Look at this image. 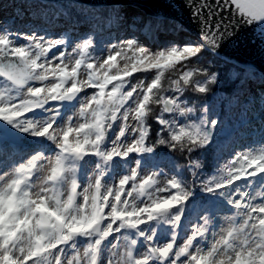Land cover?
Here are the masks:
<instances>
[{"label":"snow or ice","instance_id":"snow-or-ice-1","mask_svg":"<svg viewBox=\"0 0 264 264\" xmlns=\"http://www.w3.org/2000/svg\"><path fill=\"white\" fill-rule=\"evenodd\" d=\"M216 3L234 6L249 24L264 21V0ZM190 6L202 24L203 46L215 50L222 38L221 24L212 19L218 13L207 0H193ZM205 8L207 16L203 14ZM227 34L225 29L223 35ZM25 39L30 41L27 47H16L8 35H0V76L10 82L0 89V121L48 139L58 151L49 157L35 154L0 173V264H100L103 242L122 231H135L148 245L147 250L137 255V240L123 235L112 245L107 264H264V203L253 202L257 197L264 200V192L250 195L234 187L237 181L264 174V152L237 156L225 175L213 176L203 185L209 193L224 195L236 209V217L242 218L239 225L234 223L236 217L228 218L233 225L222 229L223 234L208 251L196 246L209 232L208 216H203L202 223L181 245L176 244L174 231L171 242L155 246V233H145L141 227L155 221L178 228L191 191L175 177L161 183L156 173L141 176L138 169H132L116 185L103 183L106 166L114 158L153 152L147 124L153 104L162 106L156 121L167 133V139L163 133L157 134L159 145L192 152L210 142L208 128L215 122L208 125L201 120L177 127L163 119L164 114L185 116L194 110L181 104L179 96L161 94L164 70L191 64L203 46L173 47L153 54L130 40L113 45L106 58L93 62L87 58L92 41L85 40L77 46L79 59L61 54L56 57L60 63L55 64L47 54L63 40L45 44L43 38ZM152 70L156 74L149 83L132 82L135 73ZM194 75L195 71L182 72L174 82V91L182 93L183 85L205 93L216 82L215 75L194 82ZM86 89L97 91L80 102L79 122L70 119L64 127H55V116L39 122L28 119L35 110L53 102L73 101ZM117 121L119 131L106 149L108 134ZM129 135L133 139L125 142ZM86 156L98 157L101 163L82 186L77 179L78 163ZM78 237L87 241L82 248L76 246Z\"/></svg>","mask_w":264,"mask_h":264},{"label":"rangeland","instance_id":"rangeland-1","mask_svg":"<svg viewBox=\"0 0 264 264\" xmlns=\"http://www.w3.org/2000/svg\"><path fill=\"white\" fill-rule=\"evenodd\" d=\"M31 4L32 7H34V4L39 3L29 0H0V8H2L1 10L4 12L3 14H5L2 15L0 19V35H8L12 41V44L16 47H27L29 45L30 41L25 39V37H35L38 40L43 38L42 42L45 44H47V42L50 40H63L64 43L62 45L51 49L47 54L48 58L55 64L60 63L56 57L61 54H67L68 57L79 59L80 57L77 51V46L82 44L85 40L92 41L93 46L91 49H89L87 58L91 59L93 62L106 58L113 45H122L130 40L136 41L140 47L145 48L153 54L161 51H167L173 47L182 49L185 46H201L199 43H197V38H195L192 34L185 30L184 32L181 27L176 26L178 24H173L176 23L175 21L169 19L166 21H161L158 18L155 20L154 17L146 16L144 11L135 5H129L123 10L116 12L114 16L115 19H113L111 27L107 30L102 31L97 29L103 32V34H107L111 32L112 29L116 27V25L123 23L121 28L125 35L123 37H117L113 39V34L102 37V35L96 34V31L87 29L88 31L85 34L78 31L77 28L81 29L83 27V23L88 24V13L91 12L90 10L84 11L82 8H79L80 6L78 7L77 5L69 3L70 6L67 8L66 12L64 10L60 11L62 14H64L65 20L61 18L60 20L59 18H53V16H51L52 12L50 9L46 8L43 10H34L32 9ZM49 6L56 8L55 5ZM60 8L61 7L57 6V11ZM123 13H127V15L124 16V21H122ZM93 14L96 13L93 12ZM96 16L98 15L96 14ZM50 23L54 28H56L58 25L65 24V29L62 30L59 28V32L55 33L49 30L50 27L48 24ZM128 24L129 27L133 29H140L142 25H145L147 34L154 31L155 28L157 35L155 44L152 46L149 44L151 39L149 42L146 41V39H144V42L139 41V39L136 38L137 35L134 33L135 30L128 28ZM68 27L75 28L72 29L74 33L67 32L66 28ZM18 38L23 40L19 41ZM206 55L210 56L208 54ZM71 62L74 61H70V63ZM120 63L122 66L123 61ZM229 66L234 67L233 65ZM182 67V65H177V75H181L182 72H184ZM236 71L237 70H233V72L228 76L229 82L225 83L221 88L229 89L231 92L233 89L232 87H234L236 83L233 80L237 76ZM81 73L82 75L84 74L83 68L81 69ZM155 74V70L147 73H135L132 77L133 79H131L135 80L134 83H149L152 79H154ZM246 81L249 83H253L254 81L255 84H259L258 82L256 83L257 80L255 79ZM50 82L51 79L45 83ZM9 83V81L0 76V89L7 87L6 84ZM249 83L246 82L244 85L249 86ZM32 84L36 87L42 86L39 82H32ZM227 84H229V86H227ZM242 86L243 82L240 84V86L235 88L236 92L232 94L231 97L233 98L237 92L241 93V95L237 93L239 98H233L236 102H232L231 105L227 103L226 99H228V97L226 96H223L225 98L220 97L216 99V104L224 105L225 108L230 107L229 113L225 114L224 116L225 121H223L221 124V113L215 112V110L212 109V103L204 104L203 106L199 105L197 109H193L194 111L192 113L186 114L185 116H180L175 113L163 116V119L174 122L177 127L186 126L187 124H199L201 120H205L208 125H212L213 122H215L214 127L208 128L211 136L210 142L213 140V142L216 144V146H214L216 151H214V154L209 156L210 162L212 164L214 163L213 165H215L213 174L204 176L203 179L197 178L196 180V175L202 171L200 167L201 163L199 161L201 160V154L195 159L194 157L191 158L188 154H186V161L185 165L183 166L184 168L176 169L168 161H174V159L170 155H165L162 150H158L155 147L152 139L154 135L159 139L160 136L157 134L163 133V137L167 139V133L164 132L162 126L156 121V117L160 115L161 110V105L156 104L152 105L153 111L151 114L153 120H151V128L149 127L150 134L148 139L149 145L154 148V154L133 153L130 154L127 159H121L120 157L114 158V160L106 166L107 175L104 177L103 183L107 186L118 184L122 177L130 174V170L138 169L141 176L156 173L157 178L161 183L172 177H175L177 180L181 181L182 184H185V186L191 191L190 198L186 201L184 206L182 219L178 228L173 229L170 224L164 222L157 223L155 221L151 224L141 226L145 233H155L153 238V243L155 246H162L171 242L174 231L177 235L176 244L181 245L191 235L192 229L202 223L203 216H208L210 220L209 232L196 244L197 247L203 249L204 251H208L211 244H213L215 240L219 239L220 235L223 234L222 229L226 230L233 225V221L228 218L236 217V209L231 204H229L228 199L219 193L213 194L207 191L198 193L196 191L195 185L197 184V181L199 185H204L205 182L211 179L213 176L219 178L221 175H225L227 172V166H229L232 160L236 159L237 156L247 154L257 155L261 152H264V144H261L259 147H257L256 144L259 143V140L251 137L249 129L243 127L245 120L252 119L251 114L253 113V108L257 106L260 107L264 98L262 99V97H258L259 94L256 93V91L253 89V86L249 88L250 90H248L247 94L243 95ZM218 88L220 87H216V89ZM85 91L86 92L79 94L73 101L53 102V104L46 106L44 109L35 110V113L33 114L35 117L34 122L47 121L51 116L56 117V127H64L70 119L73 121V123L79 122L80 117L78 116V110L81 106L80 102L91 94H94L97 90L86 89ZM165 95L170 97L179 96L180 103L186 107H189L185 99L187 95L185 90H183L182 93H176L174 89H172ZM229 99L231 100V98ZM259 101H261V104ZM53 108L57 111H51ZM129 123H134V121H129ZM230 124L235 127L234 132L231 131L230 128H232V126ZM119 125V121L113 125V131L108 134L106 143L115 139V135L119 131ZM254 126L256 129L258 126L260 128L258 123H256ZM6 132L11 133L18 142H16L17 144L14 143L16 145V149H10L9 143L3 145L6 150L0 148V155H2L1 157L6 160V163L0 164V173L10 171L13 166H18L26 162L29 158H31V156L35 154H43L45 157H49L55 156L58 151L56 145L48 139L42 138V141L47 144L46 151L41 149L39 142L41 140L38 137H36L38 139L37 140L33 139L35 137L26 136L25 134L22 135V133L16 128H11V125L7 122L0 121V142L3 140L2 137H4V133ZM132 139L133 137L129 135L125 138V142H129ZM236 140L247 141L251 147L246 148L245 151H239L238 147L241 149L244 144L241 141L236 143ZM210 142L204 147L206 148L207 145H210ZM184 150L188 152L186 148ZM197 150L199 152V148H197ZM14 151H17V153L19 152V154L15 155ZM100 163L101 161L99 158L95 156H86L78 163L79 171L77 174V179L82 186L87 184L88 177L91 176L93 170H95L97 165ZM236 183L237 185L234 187L237 190H243L250 195H255L256 192H264V174L245 181H237ZM253 202L259 204L264 203V200H261L259 197H257V199ZM173 211L175 212L176 210L173 209ZM241 222L242 218L236 217L234 223L239 225ZM123 235H128L130 238H135L137 240L138 243L135 249V253L137 255L147 250L148 245L142 238L136 235L135 231H122V233L114 234L103 242L102 248L105 250L102 252L100 264H107V258L112 249V245L115 244ZM86 243L87 241L82 237H78L76 240V246L78 248H82L86 245ZM121 252H123V248H121ZM182 259L185 258L182 257Z\"/></svg>","mask_w":264,"mask_h":264},{"label":"water","instance_id":"water-1","mask_svg":"<svg viewBox=\"0 0 264 264\" xmlns=\"http://www.w3.org/2000/svg\"><path fill=\"white\" fill-rule=\"evenodd\" d=\"M45 2H75L88 7L139 5L147 15L167 18L178 22L185 31L197 38L203 46L202 24L193 12L190 4L193 0H40ZM203 2V0H200ZM207 3L218 13L212 19L221 24L222 38L215 50L204 49L225 62L245 70H252L264 75V21L247 23L239 17L234 6L221 7L216 0ZM222 3V0H221ZM208 9H203L207 16ZM227 31V35H223ZM16 62V61H14ZM18 63V62H16ZM168 114V113H165Z\"/></svg>","mask_w":264,"mask_h":264},{"label":"trees","instance_id":"trees-1","mask_svg":"<svg viewBox=\"0 0 264 264\" xmlns=\"http://www.w3.org/2000/svg\"><path fill=\"white\" fill-rule=\"evenodd\" d=\"M69 5V4H67ZM66 5V6H67ZM47 8H50L53 12L56 11V13H61L60 10L57 11V7H50L47 6ZM63 9V8H62ZM61 15V14H59ZM206 54L210 55L207 56ZM184 71H195L196 75L193 76L192 80L195 81H203L206 79L208 76L215 75L216 76V82L212 83L208 86V91L205 93H199L198 91L195 90L194 86H182L183 90L187 92V95L185 97L186 102L188 103L189 107L192 109H197V107L203 106L204 104L212 103V109L215 110V112H219L223 114V107L222 105L216 104V99L222 98L223 96L229 97V94H233V89L230 92L228 89H223L221 88L225 83H228V76L233 72V70H237V76L236 79H233L234 82L239 84L244 78L246 77L248 79L252 78L250 77V74H241L239 73L240 71L236 67L229 66L228 63L222 61L221 59H218L211 54L207 53L204 49L200 53L199 57L192 61L191 64L188 65H182ZM177 65L173 68H167L164 71V75L161 77V84H162V90L161 94L165 95L167 92L175 88L174 82L179 80L180 75H177L178 70H177ZM168 75V76H167ZM252 75V74H251ZM254 78V77H253ZM229 86V84H227ZM216 87H220L216 89ZM213 93V94H211ZM214 95V96H213ZM211 98V99H210ZM225 98V97H223ZM192 100V101H191ZM231 100L228 99L227 103H229ZM232 102V101H231ZM230 102V103H231ZM229 103V105H230ZM152 115L150 114L148 121L150 123L151 127V120ZM164 138V137H163ZM153 143L155 144V147L158 150H162L164 154L170 155L174 161L176 162L177 165H179L180 168H184L183 166L185 165L186 161V154L189 155V157H194L198 158L201 154V160L200 161V167L202 169L201 172H199L196 175V180L197 178H204V176L211 175L214 172L215 165H213L210 160L209 156L214 154V147L213 144L207 145L206 148L199 147V152L197 148H194L192 152H186L184 149L181 150L177 148V150H173L171 147L166 146V145H159L157 141L159 140L158 138L153 136ZM156 151V150H155ZM189 186V185H188ZM196 186V191L199 192H206L204 190L203 185H199L198 181Z\"/></svg>","mask_w":264,"mask_h":264},{"label":"bare ground","instance_id":"bare-ground-1","mask_svg":"<svg viewBox=\"0 0 264 264\" xmlns=\"http://www.w3.org/2000/svg\"><path fill=\"white\" fill-rule=\"evenodd\" d=\"M31 7H32V4H31ZM46 7L45 6H41V5H39V4H34V7H32V9H34V10H43V9H45ZM2 8H0V19H1V16L2 15H5V14H3L4 12L1 10ZM125 15H127V13H123V18H122V21H124V16ZM118 21V20H117ZM122 24L123 23H120L119 25H116L117 27H115L114 29H112V31L111 32H109V33H107V34H103V32H101V31H99V30H97L93 25H91V24H85V23H83V27L80 29V28H77L78 29V31L80 32V33H83V34H85L88 30H92V31H98V35H102V37H106L107 35L109 36V35H111V34H113L114 35V38L113 39H115V38H117V37H123L125 34L123 33V30H122V28H121V26H122ZM49 25V30H51V31H53V32H59V30L60 29H65V24H61V25H58L56 28H54L53 27V25H51V23L50 24H48ZM52 27V28H51ZM128 28H129V24H128V26H127ZM60 28V29H59ZM80 29V30H79ZM88 29V30H87ZM134 33L138 36H136V38H138L139 39V41H141V42H144V39H146V41H148L149 42V40L147 39V38H149L150 36L149 35H145V36H143V35H141L140 34V31H139V29H136V28H134ZM106 35V36H105ZM141 36V37H140ZM99 37V36H98ZM19 39V38H18ZM23 39H19V41H22ZM116 41H118V40H116ZM155 41H156V38L155 39H153L151 42H149V44L152 46L153 44H155ZM133 79V78H132ZM134 81L135 80H133L132 82L134 83ZM249 83L248 81H246V80H244L243 81V86H242V93H243V95L244 94H247V92H248V90H250L249 88L250 87H252L253 86V89L256 91V93H258L259 95H258V97H262V99L264 98V83L263 82H261V83H259V84H255V82L253 81V83H249V86L248 85H244L245 83ZM256 83H257V81H256ZM252 90V89H251ZM263 102H264V100H263ZM262 102V105L259 107V106H257V107H255V108H253V113L251 114V116H252V119H249V120H245V123L243 124L244 126L243 127H245V128H248L249 129V132H250V135H251V137H253V138H256L257 140H259V143L258 144H256V146L257 147H259L261 144H264V103ZM259 103L261 104V101H259ZM35 113V111L33 112V113H31V114H28V119L29 120H31V121H34V119H35V117H34V114ZM249 118V117H248ZM57 123V121H55V124ZM256 123H258L259 125H260V128H259V126H258V128L256 129L255 128V124ZM55 124H54V126H55ZM232 127H233V125L232 124H230ZM56 127V126H55ZM11 128H14V127H12L11 126ZM17 129V128H16ZM233 129H235V127L233 128ZM18 130V129H17ZM19 132H21L22 133V135L23 134H25L26 136H30V137H35V138H33V139H37L36 138V136H33V135H30V134H28V133H25V132H23L22 130H18ZM41 141H39L40 142V147H41V149H44V150H46L47 151V144L44 142V141H42V138L41 137H38ZM38 140V139H37ZM238 141H241L243 144H244V146L243 147H241V149H240V147H238L239 148V151H245L246 150V148H250L251 147V145L250 144H248V142L247 141H243V140H236V143L238 142ZM112 142L113 141H111L110 140V142H108V143H106V145H105V148L107 149V148H110L111 146H112ZM0 148L1 149H3V150H6L5 149V147L3 146V145H1L0 146ZM23 151V150H22ZM13 152V151H12ZM248 152V151H247ZM14 154L16 155V154H19V152L17 153V151H14ZM2 155H0V164H3V163H6V160L5 159H3V157H1ZM235 156H237V155H235ZM6 165V164H5Z\"/></svg>","mask_w":264,"mask_h":264},{"label":"clouds","instance_id":"clouds-1","mask_svg":"<svg viewBox=\"0 0 264 264\" xmlns=\"http://www.w3.org/2000/svg\"><path fill=\"white\" fill-rule=\"evenodd\" d=\"M183 210V209H182Z\"/></svg>","mask_w":264,"mask_h":264}]
</instances>
